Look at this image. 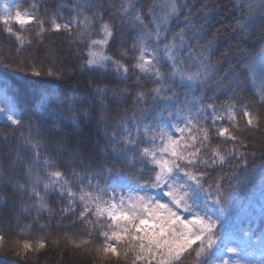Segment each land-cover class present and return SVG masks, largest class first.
Instances as JSON below:
<instances>
[{"label":"snow or ice","instance_id":"obj_1","mask_svg":"<svg viewBox=\"0 0 264 264\" xmlns=\"http://www.w3.org/2000/svg\"><path fill=\"white\" fill-rule=\"evenodd\" d=\"M118 5L31 0L12 10L0 0V32L15 42L0 47V65L25 78L86 77L38 88L32 108L0 79V116L19 131L15 145L0 144V251L28 259L51 239L123 264H264V145L257 164L247 138L264 136V0ZM221 13L235 21L236 47L216 57L210 29ZM61 34L75 68L55 44L40 51ZM33 229L44 235L28 238Z\"/></svg>","mask_w":264,"mask_h":264},{"label":"trees","instance_id":"obj_2","mask_svg":"<svg viewBox=\"0 0 264 264\" xmlns=\"http://www.w3.org/2000/svg\"><path fill=\"white\" fill-rule=\"evenodd\" d=\"M31 0H3V4L9 5L12 10H15L17 7L20 9L28 7ZM114 2L118 5V0H114ZM141 3H146V0H141ZM54 6V4H53ZM65 16L67 17L69 13L65 11ZM117 25H120V21L118 19L113 21ZM234 19L225 14L221 13V16L218 18V21L212 25L210 32H214L219 29L218 43L216 48V57H219L222 53L226 52L229 48L235 50L236 47V37L232 33V25H234ZM14 27H18L15 26ZM175 27V25H173ZM28 35V33H24ZM133 33L129 31L127 28L124 29V41L125 46L129 45L132 40ZM68 40L69 38L66 35H55L49 36V38L45 41V44L41 46V53L47 48L49 45L55 44L56 52L60 55L62 59L68 61L67 66L71 68H75L76 61L71 58V55L67 53L68 48ZM14 38L8 39L5 34L0 32V47L7 45L4 47L5 53L9 48L14 47ZM35 47V45H34ZM110 55L115 54L114 47H110L108 50ZM214 57V59L216 58ZM0 77L6 79L10 85V88H13L17 93V98L19 100L20 105L26 108H32L37 103L36 92L40 87H75L77 82L83 83L86 81V77L79 75H65L63 79H57L56 77H28L25 78L23 74L16 72L14 68H9L4 65H0ZM112 83L109 86H115V77L107 78ZM129 86L132 84V80H129ZM142 83H144L142 81ZM150 86V84L146 85ZM123 87V85H121ZM11 95V92L9 93ZM248 96L254 98V93L251 88L248 89ZM126 108L131 109V102L128 105H125ZM264 110V109H262ZM26 132V129L24 130ZM3 135H8L9 140L4 141L2 139ZM19 137V131L16 130L15 126H11L7 122L0 121V144L7 145L12 144L15 145L17 143V138ZM247 138L250 141H255L256 145V163H260V155H261V146L264 145V136L258 134H248ZM28 155V153H25ZM43 159V157H41ZM251 167V164L249 165ZM64 166L61 165V169L63 170ZM224 172L227 174H231L232 169L225 168ZM217 173H213V176H216ZM241 181H244V177L242 175L239 176ZM233 184L236 183L235 180L232 181ZM253 185H258V178L256 180H252L249 183V189L253 187ZM238 209L235 206L230 210L227 214L229 216L233 215ZM27 220H21L22 224L27 223ZM44 221H41L43 223ZM55 224V221H53ZM69 222L66 220L64 224H68ZM255 226L257 229L261 227V219L259 217L256 218ZM63 226L59 231L63 232ZM82 226L77 224L74 228L70 229L71 232H81ZM57 229L53 227L52 233L53 236L56 234ZM39 235H44V233L39 232L37 229H33L29 234L28 238L35 239ZM15 236V230L11 234H9L8 238L11 239ZM97 243H99V238H97ZM0 264H123V261H117L116 259H108V260H100L96 258L94 254H84L79 250L72 249L68 247L64 240H60L58 245H53L51 239H49V245L46 250L42 251L36 256L29 254L28 259H21L15 256L10 251H0ZM187 264H191V260L187 262Z\"/></svg>","mask_w":264,"mask_h":264},{"label":"rangeland","instance_id":"obj_3","mask_svg":"<svg viewBox=\"0 0 264 264\" xmlns=\"http://www.w3.org/2000/svg\"><path fill=\"white\" fill-rule=\"evenodd\" d=\"M0 79H3V78L0 77ZM9 85H10V83H9ZM0 121L9 123V122L6 120V118H3L2 116H0ZM9 124H10V123H9Z\"/></svg>","mask_w":264,"mask_h":264}]
</instances>
